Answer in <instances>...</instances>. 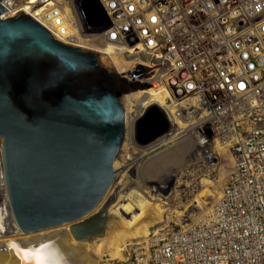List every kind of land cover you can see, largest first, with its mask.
I'll return each mask as SVG.
<instances>
[{"label":"built area","instance_id":"obj_1","mask_svg":"<svg viewBox=\"0 0 264 264\" xmlns=\"http://www.w3.org/2000/svg\"><path fill=\"white\" fill-rule=\"evenodd\" d=\"M1 6L3 21L21 13L58 43L122 62L112 70L123 101L130 89L143 87L152 98L168 93L165 105L151 109L147 100L128 101L125 123L128 117L133 129L125 125V139L137 156L150 161L191 142L183 168L190 176L211 174L222 157L231 159L207 223L153 233L125 264H264V0H3ZM78 38L91 51L79 48Z\"/></svg>","mask_w":264,"mask_h":264},{"label":"water","instance_id":"obj_2","mask_svg":"<svg viewBox=\"0 0 264 264\" xmlns=\"http://www.w3.org/2000/svg\"><path fill=\"white\" fill-rule=\"evenodd\" d=\"M2 1L3 172L17 226L30 234L77 223L100 203L114 180L125 114L119 77L104 58L58 43L21 13L1 20ZM91 225H74L73 237L86 240Z\"/></svg>","mask_w":264,"mask_h":264},{"label":"bare ground","instance_id":"obj_3","mask_svg":"<svg viewBox=\"0 0 264 264\" xmlns=\"http://www.w3.org/2000/svg\"><path fill=\"white\" fill-rule=\"evenodd\" d=\"M72 33L75 34L76 31L73 29ZM78 40H80L79 45H77L79 48L91 51V46L86 41L80 38ZM103 54L111 56L113 50L106 48ZM104 59L110 61L111 68L114 65L123 66L122 62L114 57L111 59L105 57ZM127 65L124 64V66ZM124 97L125 100L122 99V103L123 109L127 110V115L131 107V103L128 101L135 100L140 103L147 100V108L151 109L155 104L163 106L170 100V96L165 91L161 96L152 98L143 87L137 93L130 89ZM125 125L127 129H133L128 117ZM181 146L185 147L178 155L179 162L176 156L164 157L165 153L157 157L161 162L162 160L174 161L171 165L160 163L161 167L167 166L168 171L175 166L177 161V172L168 173L167 171L165 173L166 176L174 174L180 177L175 186H172L171 182L174 179L171 178L169 182L166 181L165 185H169L166 188L153 187L158 192L166 193L164 196L169 195L171 191L167 198L153 194L152 192H157L149 188L144 189L141 183L132 180V170L134 171L138 161L132 158L135 150L134 142L130 143L127 136L112 166L115 172L114 180L92 213L77 223L66 224L37 233L24 234L20 231L14 219L9 198L0 187V264H35V260L30 256L25 257V253L32 249L39 250L42 245L46 246L42 255L47 258L49 264H99L104 258H107L109 263L116 261L126 263V250L135 242L137 244L138 241H144L140 245L147 242L151 235V229L155 227L158 229L155 233L166 232L164 224L170 219H178V223L190 227L206 216L200 223H207L213 212L210 210L212 207H208V205H212L215 201L208 204L206 200H215L217 197L211 192L209 181L204 180L205 182H201L199 186L196 182L183 181V178H188V176L182 175H186L183 168L190 151L191 142L183 141L177 147ZM219 150L221 155L227 154V151ZM226 157L230 159L229 156L225 155V159H227ZM220 162L221 160L208 175H218L219 172L224 171L222 167H219ZM159 173L157 174L163 175L161 171ZM163 181L161 180L160 183ZM187 186H193V189ZM191 191L196 193L193 199L188 205L182 204L183 196L190 194ZM217 199L219 200V198ZM170 208H175L177 211H172ZM192 209L198 212L194 213ZM90 221L92 222L91 227L83 230V232L88 231L91 236L87 235L89 237L86 240L74 238L71 233L72 227Z\"/></svg>","mask_w":264,"mask_h":264},{"label":"rangeland","instance_id":"obj_4","mask_svg":"<svg viewBox=\"0 0 264 264\" xmlns=\"http://www.w3.org/2000/svg\"><path fill=\"white\" fill-rule=\"evenodd\" d=\"M109 66H112V65L109 64ZM184 147L185 146H181V147H177L176 146L173 149H171L168 152H166L164 157L176 156V158H178L177 161L179 162V156L178 155L182 152ZM126 149H127V147H126ZM1 151H2V142L0 141V165H1V162H2ZM136 153H137V149L135 148L134 154L132 155V158L134 160H137L138 162L136 164V167H135L134 171L132 170V173H133L132 180L134 182H136V183H141L144 189L149 188L150 190H154V191H156V190L153 187H156L158 189H163V188H166V186H169L168 184L165 185L166 181L169 182V180L171 178L174 179V180H178V178H180V177H177V175L175 176L174 174H171L170 176L169 175L166 176L165 173L168 171L167 166H165L166 168L165 167H161V164H160V163H165L164 165H166V164L171 165L174 161H170V160H164L163 161L162 160V162H161L160 160H158V158H157L158 156L156 158L151 159L150 161H148V160L143 158L144 156H142L141 154H139V156H137ZM139 153H141V151H139ZM220 160H221V162H220V166L219 167H222L224 171L219 172L218 175H214V174L213 175L203 174V175H199V176L182 175L184 177L188 176V178H183V181H187L188 183L196 182V184L198 186H199V184L201 182L209 181L210 182V187H211L210 188L211 192L217 198H219L220 195H221V191L223 190V188L225 186V181L227 179V176L229 175V172H230V169H231L230 159H228V158L225 159V156H224ZM177 161H176L175 166L173 168H171V170H169L168 173L169 172H175V171L177 172V167H178L177 166ZM150 163H151V165H150ZM159 171H161L163 175H159L160 174ZM157 173H159V174H157ZM161 180H164V181L162 183H160ZM188 188L193 189V186L188 187ZM183 189H185V188H183ZM156 192L157 193H154V192H152V193L156 194L158 196L159 195L160 196H164L166 194V193H162V192H158V191H156ZM170 193H171V191H170ZM170 193H169V195H170ZM195 194L193 193V191H191L190 194L184 195L182 200H181V203L184 204V205H188L190 203V201L193 199V197L195 196ZM169 195L164 196V198H167ZM217 198H215V200L214 199L206 200V203H208V204L211 203L212 201H215L212 205H208V207H212V209H210V210L214 209L216 201L218 200ZM170 209L172 211H177V209H175V208H170ZM192 211L194 213L198 212L197 210H194V209H192ZM167 215L169 216V213H167ZM205 218H206V216L202 217V219L199 222H197L196 224H199ZM178 222H179L178 219H175V218L170 219L169 221H167L164 224L165 229L166 230L167 229L171 230V229H176V228H179V227L186 228L185 226H183L181 223H178ZM157 230H158L157 227L151 229V234L157 232ZM142 242H144V241H142ZM142 242L138 241L137 244L135 242L134 245H132L128 250H126V252H125L126 259L129 256H132L133 252L139 248V245ZM99 264H125V263H119L117 261L109 263L108 259L104 258L102 260V262L99 263Z\"/></svg>","mask_w":264,"mask_h":264},{"label":"snow or ice","instance_id":"obj_5","mask_svg":"<svg viewBox=\"0 0 264 264\" xmlns=\"http://www.w3.org/2000/svg\"><path fill=\"white\" fill-rule=\"evenodd\" d=\"M243 87V85H241ZM46 246H41L39 250L32 249L25 253V257H32L35 260V264H49V261L45 256L42 255L43 250Z\"/></svg>","mask_w":264,"mask_h":264},{"label":"crops","instance_id":"obj_6","mask_svg":"<svg viewBox=\"0 0 264 264\" xmlns=\"http://www.w3.org/2000/svg\"><path fill=\"white\" fill-rule=\"evenodd\" d=\"M150 165H151V163H150ZM150 165H149V166H150ZM153 165H154V164H153Z\"/></svg>","mask_w":264,"mask_h":264}]
</instances>
